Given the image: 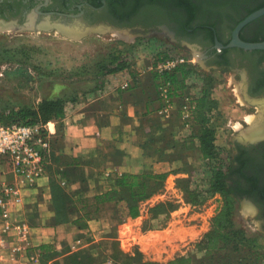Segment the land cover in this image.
Returning a JSON list of instances; mask_svg holds the SVG:
<instances>
[{
    "label": "rangeland",
    "instance_id": "374dc122",
    "mask_svg": "<svg viewBox=\"0 0 264 264\" xmlns=\"http://www.w3.org/2000/svg\"><path fill=\"white\" fill-rule=\"evenodd\" d=\"M208 1H202V13L197 21L193 14L187 13L179 19L177 37L165 29H148L149 25L171 23L180 17L173 10L180 2L159 0L147 1L144 15L129 18L130 15L122 14L124 23L128 22L122 26H117L113 14L108 11L90 13V23H97L96 28H89L88 32L77 36L56 28L0 29V111L36 106L42 99H67L71 96L68 87L78 83L92 88L98 82L101 68L109 64L113 55L128 57L134 69L148 64L161 53L184 57L182 72L177 73L181 80V88L177 89L183 90L182 96L171 102L173 107L169 114L154 113L153 119L148 120L149 138L142 143L144 154L157 166L153 172L167 175L162 189L145 201L141 209L145 218L148 217L146 225L160 226L162 220L151 217L148 208L165 201L183 207L186 214H203L204 222L222 204L219 194L208 192L213 166L221 165L229 171L228 180L238 175L234 169L228 168L235 166L240 144L250 141L246 133L255 128L264 130V106L261 103L264 90L251 95L246 91L247 74L254 72V63L244 64L238 55L236 69L209 64L205 55V46L211 36L208 30L202 35L196 31L192 34L183 31L185 26L216 24V21L225 19L224 10L237 5H218V12L210 14ZM236 16L234 14L233 20L224 21L225 30ZM106 21L112 22L108 24ZM137 28L144 31L134 32ZM199 99L204 106L206 125L213 130L220 160L202 158L198 142L192 136L197 127L182 117L184 106H195ZM161 117L171 120H162ZM185 188L197 190L203 202L197 205L188 203ZM234 205L232 226L236 229V237L225 253L235 257L234 264H264V228L256 203L239 196ZM122 238L114 241L120 252L112 256L101 255L95 245L74 251L68 246L54 251L56 255L46 258L45 264H129L122 257L123 248H127ZM71 252H78L82 260L75 259Z\"/></svg>",
    "mask_w": 264,
    "mask_h": 264
},
{
    "label": "crops",
    "instance_id": "0c3cea01",
    "mask_svg": "<svg viewBox=\"0 0 264 264\" xmlns=\"http://www.w3.org/2000/svg\"><path fill=\"white\" fill-rule=\"evenodd\" d=\"M147 73L138 72L137 81L128 89L118 87L124 79L131 80L126 69L104 77L116 86L71 85V100L65 102L63 117L47 122L52 134L46 175L37 186L25 190L23 210L31 226L30 245L42 251V257L76 240L82 242L79 248L95 245L101 255L109 257L112 243L122 236L127 247L123 252L130 256L138 252L141 256V262L131 264H167L179 257L187 258L186 264H194V259L203 255L196 244L211 229L215 212L203 222V214H186L177 205L165 220L160 216V226L150 227L141 209L148 199L140 203L136 217L120 214L118 210L125 211L123 201L96 200L122 174L153 172L157 167L148 161L142 145L149 138L148 120L153 119L158 104ZM52 180L62 188L67 206L64 219L54 207ZM91 204L98 206L96 214L81 219L83 206ZM20 264L31 263L22 257ZM210 264L229 262L213 260Z\"/></svg>",
    "mask_w": 264,
    "mask_h": 264
},
{
    "label": "flooded vegetation",
    "instance_id": "af4514ba",
    "mask_svg": "<svg viewBox=\"0 0 264 264\" xmlns=\"http://www.w3.org/2000/svg\"><path fill=\"white\" fill-rule=\"evenodd\" d=\"M147 1L151 0H0V29L14 27L56 28L77 36L88 32L89 28H96L97 23H90V13L108 11L113 14L114 22L118 24L117 26H122L121 24L128 23H124L122 14L130 15L129 18L144 15L147 13V9L144 7ZM159 1L180 2L177 8L173 9L175 10V15L177 12L180 17L177 15L178 17L171 23L151 25L153 27L149 25L148 29L151 31L158 28L165 29L175 37L178 34V24L180 25L181 22L179 19L187 13L188 15L193 14L197 21L201 17L202 6L204 5L202 3L203 0ZM234 3L237 5L230 6L227 10H224L226 12L225 19H218L219 21H216V24L209 23L205 27L198 25L185 26L183 31L186 34H192L196 31L197 34L202 35L203 31L208 30L211 36L207 46H205V55L209 64L236 69L238 67L235 66V61L239 60L238 57L244 64L252 61L254 63L252 67L254 72L247 74L249 75V81H247L246 87V91L251 95L254 92L257 93L264 90V50H245L240 47L219 48L216 45V39L226 45L231 39V33L236 24L254 10L264 6V0H210L208 1V4H210V10L208 11L212 14L213 11L218 12V5H232ZM234 14H237L234 17L236 19L225 30L224 21L231 19ZM109 22L112 21H106L105 23L109 24ZM98 28H102V26ZM142 30L144 31L142 28H137L134 32ZM239 37L246 41L264 40V14L247 22L239 30ZM261 103L264 106V101ZM260 138L256 142L249 141V144H240L235 157L236 164L233 166V169L238 167V170L234 169L238 175L231 177L228 182L235 190L236 198L239 196L247 197L256 203L258 214L261 217V225L264 228V132Z\"/></svg>",
    "mask_w": 264,
    "mask_h": 264
},
{
    "label": "trees",
    "instance_id": "16d2710c",
    "mask_svg": "<svg viewBox=\"0 0 264 264\" xmlns=\"http://www.w3.org/2000/svg\"><path fill=\"white\" fill-rule=\"evenodd\" d=\"M166 55L165 53L158 54L155 58L158 59L159 56ZM182 64L177 65L174 69L170 71H164L162 73L148 72L146 76L149 78L150 83L156 90L157 94V107L153 110L157 113V110L162 105V99L160 97L159 88L162 84H169V95L172 101L176 100L177 97L182 96L183 90L177 89L181 88L180 78L177 73L182 72ZM126 69L130 75V82L128 89L138 78V70L132 65L128 57H121L113 55L110 59L109 64L103 66L100 70V75L98 76V82L93 88L105 85L104 77L116 73L120 70ZM176 92V93H175ZM66 100H71V98H49L42 99L36 106H20L18 108H9L0 111V121L4 123L9 122H19L27 124H46L49 121L57 120L63 117L64 105ZM202 100L199 99L196 105L191 110V122L190 125L197 127L195 133L192 135L196 138L198 142V147L202 158L213 161L220 160L218 152L214 144V133L213 130L206 125V116L203 108ZM153 113V114H154ZM51 147V138H49ZM238 158V157H237ZM239 161V158L237 159ZM233 165L229 166L228 169H233ZM238 168V167H237ZM234 168V169H237ZM167 173L144 171L139 174L124 173L122 176L117 178L113 186L103 192L101 195L96 197L97 201H123L125 204V211H120V214L130 215L131 217H136L139 215V207L142 201L149 199L151 196L159 192L165 181ZM229 171H225L221 165L213 166L210 171V176L208 180V192L210 194H219L222 197L221 206L215 211V214L211 218V229L208 230L202 237V239L196 244L198 250L203 251V255L199 258L194 259V264H210L213 260L226 261L229 264H234V259L229 253L225 251L229 248L231 241L236 237V229L232 226V212L235 207V190L230 186ZM187 193V202L192 205L201 204L203 198L197 190H188L185 188ZM52 196L54 198V207L58 209V215H62L61 219L65 218L67 211V206L63 200L62 188L52 180ZM177 207V204L165 201L158 202L148 209L151 217L154 216L155 219H159L160 216L164 217V220ZM98 206L96 204H91L89 206H83V217L87 218L88 214L95 215ZM61 217V216H60ZM81 225L85 224V221L80 222ZM150 227L154 225L150 224ZM43 248V247H41ZM116 248L115 242L112 243V252L110 255L119 253V249ZM122 254V252H121ZM56 254L52 251L45 252L43 257V262L45 264L46 258L55 256ZM71 256L75 259L80 258L78 252H71ZM124 262H141L140 253L136 252L135 255L130 256L129 254L123 253ZM118 258V257H117ZM86 259V258H85ZM84 259V260H85ZM80 260H82L80 258ZM187 258L179 257L176 260L171 261L167 264H186ZM76 262V261H75ZM80 262V261H78ZM189 261H187L188 263ZM81 263V262H80ZM142 264H160L155 262H143Z\"/></svg>",
    "mask_w": 264,
    "mask_h": 264
},
{
    "label": "built area",
    "instance_id": "2783aa9c",
    "mask_svg": "<svg viewBox=\"0 0 264 264\" xmlns=\"http://www.w3.org/2000/svg\"><path fill=\"white\" fill-rule=\"evenodd\" d=\"M184 62V57L168 53L152 59L148 64L138 65L136 69L138 72L162 73ZM108 80L106 87L112 83L114 85L111 79ZM128 85L129 79L118 83V87L123 89ZM159 91L163 103L157 113L167 115L173 107L169 84H162ZM193 107L190 104L184 106L182 117L185 120H191ZM51 134L48 123L0 121V264H20L22 257L27 263L44 264L42 251L30 245L31 226L25 220L23 210L25 190L37 186L38 181L46 175ZM81 243L76 240L69 246L70 250L78 249Z\"/></svg>",
    "mask_w": 264,
    "mask_h": 264
},
{
    "label": "water",
    "instance_id": "95a60500",
    "mask_svg": "<svg viewBox=\"0 0 264 264\" xmlns=\"http://www.w3.org/2000/svg\"><path fill=\"white\" fill-rule=\"evenodd\" d=\"M262 14H264V6L254 10L253 12L248 14L243 20H241L238 24H236V26L232 30L231 39L226 45H223L217 39H216V45L219 48L240 47V48H243L245 50H264V40H262V41H246V40H243L239 37V30L247 22L259 17ZM258 140L259 139L251 140V142H256Z\"/></svg>",
    "mask_w": 264,
    "mask_h": 264
},
{
    "label": "bare ground",
    "instance_id": "6f19581e",
    "mask_svg": "<svg viewBox=\"0 0 264 264\" xmlns=\"http://www.w3.org/2000/svg\"><path fill=\"white\" fill-rule=\"evenodd\" d=\"M263 132L264 131L261 128L260 129L255 128L252 130L250 129V131H248V133H246V137L248 139H250V141L256 140V139H261L260 137L262 136Z\"/></svg>",
    "mask_w": 264,
    "mask_h": 264
}]
</instances>
